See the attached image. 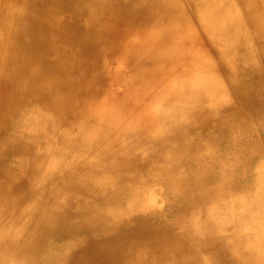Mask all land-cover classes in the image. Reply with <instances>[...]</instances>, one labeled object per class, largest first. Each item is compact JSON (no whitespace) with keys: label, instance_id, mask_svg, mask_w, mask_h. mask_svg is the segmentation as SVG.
Instances as JSON below:
<instances>
[{"label":"bare ground","instance_id":"6f19581e","mask_svg":"<svg viewBox=\"0 0 264 264\" xmlns=\"http://www.w3.org/2000/svg\"><path fill=\"white\" fill-rule=\"evenodd\" d=\"M134 36L142 122L97 74ZM260 112L264 0H0V264H264L263 174L234 201L202 162ZM148 175L183 198L169 221Z\"/></svg>","mask_w":264,"mask_h":264},{"label":"rangeland","instance_id":"374dc122","mask_svg":"<svg viewBox=\"0 0 264 264\" xmlns=\"http://www.w3.org/2000/svg\"><path fill=\"white\" fill-rule=\"evenodd\" d=\"M140 33L142 32L139 31L138 34ZM140 42V36H134L127 44V48L123 52L120 49V53L112 59L107 57L106 54H101L97 59V64H99L97 74L108 88L103 96L104 104L102 109L108 110L111 102H114V105H119L122 99L134 101L131 110L135 113L138 120L142 122V118L146 114L144 109L146 105L144 104V99H135L145 95L148 91L147 87L144 86L146 82L140 79L141 66H145V62L141 64L138 61L141 60L144 53V44ZM135 46L137 47L135 48ZM228 95H226V98L230 97ZM148 112L153 115H160L157 107L155 108L154 106L149 108ZM257 116L250 122L252 127H247L249 129H244V126L238 127L232 133L225 135L220 143L208 142L202 152V162L205 167L211 170L215 178L226 179L224 184H219L221 182L216 184L219 187H223V190L220 191L222 195L219 197H223L228 193V188L226 187L228 182L233 183L234 192L231 195V199L234 201H239L243 197L247 203H251V196L257 192L253 188L254 180L258 174H263L264 177V113H257ZM164 122H166V119ZM221 122L222 117H217L214 124L220 126ZM58 143L52 142L46 147L44 152H55L60 144ZM101 148L102 146L98 149L100 150ZM68 150L72 151V148H68ZM97 152L98 150L89 151L87 158ZM57 164L53 161L51 167L54 168ZM129 184L132 188H138L137 190L140 189L141 192L143 191L145 195L149 196L153 201L150 206L151 209L156 210L158 214L164 216L168 221L172 218L174 212L184 205L183 198L178 194V191L173 187L167 188L155 176H138V179L133 178ZM214 186L211 185L208 188H213ZM260 203L261 205H259L258 209L254 208V211H258V215L253 217L252 220L253 224H262L254 226L253 230H259V227L264 228V197L261 198ZM202 207L200 205L197 208ZM235 209L239 211L238 208L235 207ZM260 234L264 235V232Z\"/></svg>","mask_w":264,"mask_h":264}]
</instances>
